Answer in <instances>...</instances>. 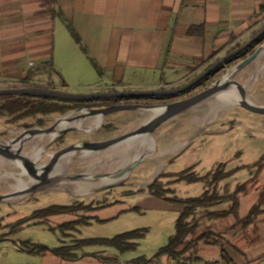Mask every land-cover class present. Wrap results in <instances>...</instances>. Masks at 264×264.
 Masks as SVG:
<instances>
[{
	"label": "crops",
	"instance_id": "crops-1",
	"mask_svg": "<svg viewBox=\"0 0 264 264\" xmlns=\"http://www.w3.org/2000/svg\"><path fill=\"white\" fill-rule=\"evenodd\" d=\"M59 14L70 19L86 47V53L100 65L102 78L110 77V83L100 87L102 90L140 87L165 90L166 87L154 81L158 72L165 75L170 70L187 72L166 86L179 85L206 65L202 64L204 59L220 57L249 39L264 22V0H0V82L6 87L40 86L60 91L61 87L50 79L43 84L40 83L41 77L30 76L36 61L49 66L55 59L56 19ZM63 85L67 84L64 82ZM118 115L111 114L105 119L113 124L120 118ZM190 141L192 138L180 141L183 146L179 156ZM172 148H166V151ZM222 164L226 172L240 168H232L230 162ZM189 169L194 171L195 167ZM244 171L249 172V178L236 189L246 183L249 186L247 191L237 196L239 205L236 212L227 213L233 207V197L210 209H199L192 218L198 221V227L188 238L189 242H195L193 248L178 259L168 256L155 258L154 255L149 264H264V205L254 222H246L264 194V168L254 183L252 179L256 169H243L224 180L218 191L221 196H225V191L234 196L236 189L229 182ZM206 191L208 188L204 193ZM97 201L94 199L87 204L92 209L69 213L83 216L82 219L62 214L42 220L54 219L61 227L76 223V226L67 228L74 232L79 231L82 225L105 223L119 218L122 213L137 211L122 206L123 201L112 205ZM117 207L119 210L111 212ZM208 233V238L198 240ZM89 239H76L74 244L63 247ZM82 249L74 251L76 259L63 258L51 252L38 254L15 250L14 260H3L0 264H133L131 262L137 259L127 260L118 250L108 247L99 252L78 253ZM210 249H216L215 254L201 256ZM18 256L25 258L16 260Z\"/></svg>",
	"mask_w": 264,
	"mask_h": 264
},
{
	"label": "rangeland",
	"instance_id": "rangeland-1",
	"mask_svg": "<svg viewBox=\"0 0 264 264\" xmlns=\"http://www.w3.org/2000/svg\"><path fill=\"white\" fill-rule=\"evenodd\" d=\"M62 16L63 15L59 14L56 19L57 34L54 61L51 62L49 66H45L41 62L36 61V66L31 69L30 76L41 77L42 81H40V83L43 84L46 79H50L55 85L61 87L59 92L77 95L155 91L143 87L102 90L100 87L110 83V81H108L110 77L105 76L102 78V69L97 60L84 51L86 47L76 40L69 28V26H71L72 30L77 33L72 22L70 19L62 18ZM263 29L264 22L254 31L249 39L225 51L220 57L204 59L202 64L203 66L204 64L206 65L200 69L197 74H194L179 85L171 87L166 86L184 77L187 72L181 71L179 73H174L170 70L166 75L158 72V74L154 76V81L166 87L164 88L165 90L182 88L222 58L249 43ZM66 39L67 41L65 42ZM262 44H264V42ZM261 45H258L247 57L252 55ZM243 60L244 59H241L229 66H225L213 82L185 96H193L207 89ZM263 65L264 56H260L253 63L244 68L235 79L245 87V92L251 88V90H249L252 93V100L250 102L261 106H264V74L259 75L258 68L259 66L264 67ZM251 78L253 81H249ZM254 79H256V81H254ZM64 82L67 84L66 86L63 85ZM127 82L128 81L125 83ZM142 82L143 81H140L139 83ZM4 87H6V84L0 82V89L19 88L20 86ZM23 87L30 88L27 86ZM35 88L43 90L51 89V91H55L53 88H44L40 86ZM215 98L216 97H213L209 101ZM176 100H182V98L179 99L178 97L173 100L161 98L159 101L155 102L144 101L129 104L167 105ZM4 101L5 99L0 97V104ZM116 101H118V99L82 101L78 102L77 105L95 106H89L92 109L101 108L99 105L104 107L115 105ZM209 101L161 125L152 135L154 145L151 148L150 154H146V158L134 168L130 175L120 178L117 183H114L110 189L104 192L95 193V189L89 195H81L73 193L70 190L57 188V185L62 183V181L75 178V176H82L81 178H76L77 181H89L90 163L86 161L84 152H77L66 172L62 171L55 175L60 180L54 188L28 194L18 201L7 200L5 202H0V262L3 260H14L12 257L13 252L15 254V250L18 252H21V249L27 250L26 247H28V245H45L50 248H59L74 244L76 239L99 237L113 238L126 232L141 229H146L148 231L146 238L139 242L140 244L137 250L121 254V256L125 259L128 258L127 260L141 257L152 260V257L158 252L160 247H163L167 243L168 238L175 234L176 221L184 207L181 204L172 203L153 195L149 188L156 180H159V184L164 191H172L168 194L169 197H177L180 199L198 198L209 188L207 185L208 183H178L175 174L182 173L189 170V168L195 167L194 171L192 169V173L198 177H204L215 172L223 162H230L232 168L248 167L253 166L264 157V115L251 112L243 108L240 104L222 109L214 117L207 118L206 114L209 112ZM97 105L99 107H96ZM144 112H116L113 114H119L118 116H120V118L113 124L107 119H104L98 126L92 129L88 128L87 124L91 119L83 121L82 126L78 127L81 128V130H75L64 136H58L54 144L46 150V153L37 164L39 166L50 164L54 156L64 147L83 142L104 141L130 133L138 126L142 125V122L146 118L148 119L150 117L151 111ZM69 113H71V111L66 114ZM62 116L63 115H54L45 118L43 126L38 124L37 119L33 117L17 123H12L11 117L0 116V141L6 146L9 141L19 138L23 131L34 128L48 129ZM80 123L82 122L74 123L72 126H78ZM190 138H192V141H190L191 143H188L185 152L179 156L178 154L182 151V144H179L180 141L185 142ZM50 142L45 143V147ZM166 148L172 149L166 151ZM0 158L1 160H6L2 157ZM107 162L109 163V167H112L114 164V161L111 162V160ZM25 170L26 169L16 167L12 164H7L6 167H0V196H8L7 194L11 193L10 186L17 182L14 177L22 178L25 181L30 180V177L25 176L23 173ZM95 172L98 178L101 175L109 174L111 171L107 168L102 169L98 167ZM255 172H257V170ZM8 173H15L14 177ZM248 178L249 172L244 171L232 178L229 183L235 190L239 184L244 183ZM257 178L258 175L256 177L255 174L252 182H255ZM209 190L212 191V188H209ZM223 193L226 196L225 199L233 197L232 193L229 191ZM94 199H98L97 202L103 204L108 202L106 205H112L117 201H123L122 206L125 208L137 209V211L132 210L122 213L121 215L119 212L120 216L117 219L105 223L94 222L92 225H82L79 231L74 232H69L67 227L63 228L59 226V222L54 219L50 221L35 219L23 225L20 229L13 231L20 222L41 209L54 205H87ZM114 210H119V208H113L111 212ZM64 216L74 217V219L77 217L78 220L83 218V216L79 217L77 214H65ZM64 221L67 220L64 219ZM105 248L106 247L102 246H88L78 253L85 251L99 252ZM215 252L216 249H210L201 256H212ZM22 258L25 257L18 256L16 260Z\"/></svg>",
	"mask_w": 264,
	"mask_h": 264
},
{
	"label": "water",
	"instance_id": "water-1",
	"mask_svg": "<svg viewBox=\"0 0 264 264\" xmlns=\"http://www.w3.org/2000/svg\"><path fill=\"white\" fill-rule=\"evenodd\" d=\"M264 37V29L255 36L249 43L242 46L241 48L235 50L234 52L228 54L216 64L211 66L205 72H203L200 76L194 79L192 82L187 84L186 86L175 89V90H155V91H147V92H115V93H103V94H93V95H77L64 93L59 91H51V90H42L36 88H9V89H0V96H16V97H32V98H48L52 100H61L68 102H82V101H97V100H109V99H127V98H159V97H174L181 95L183 93L188 92L195 86H197L200 82H202L205 78L211 75L213 72L218 70L221 66H224L229 60L234 57L239 56L241 53L248 50L252 47L256 42H258L261 38ZM264 51V44H262L252 55L245 58L243 61L238 63L234 68L230 70L223 77L218 79L215 83L209 86L207 89L190 96L188 98L175 101L173 103L167 105L160 104H115L107 107L101 108H78L76 110L71 111L69 114H65L60 117L56 123L48 128H34L25 130L19 138H15L9 141L10 144H13L15 141L22 140L27 136H33L37 134H50L56 130L62 121L66 120L67 124H74L77 122L88 121L90 119L101 117L104 120L107 116L121 111H150V110H160L162 111L149 120L148 122L138 126L134 131L111 138L104 141L98 142H83L73 144L67 147H64L61 151H59L53 158L52 162L46 166H39L37 162L27 158L22 154V145L21 148L14 151L10 146H5L2 141H0V157L8 160V161H21L25 163L27 168L29 169L31 178L35 181V184L28 190V194H32L35 192L44 191L47 189H52L55 185L58 184L59 178L55 176L54 169L58 167L60 168V161L64 159L67 155L77 152L84 153H98L106 151L110 148H113L121 143L130 141L137 137L143 135H153L156 130L166 123L167 121L199 106L200 104L209 101L213 97H217L220 94H223L229 91L231 88L236 87L243 98V102L241 106L251 112L256 114L264 115V106L254 104L246 99L245 87L238 82L236 79L237 75L248 65L253 63L260 54ZM81 130L76 126H68L57 133V136L45 147L48 150L52 144H54L56 138L58 136H64L69 132ZM90 131V130H87ZM146 155L138 156L131 164L125 167L123 170L115 174L116 178H122L124 176L130 175V173L136 168L144 159ZM59 171V170H58ZM57 175V174H56ZM110 176L109 174L101 175L98 178H106ZM82 176H77L76 178H81ZM114 184H106L97 188L95 193H101L108 189H110ZM14 196V195H13ZM8 196H0V202L7 201Z\"/></svg>",
	"mask_w": 264,
	"mask_h": 264
},
{
	"label": "trees",
	"instance_id": "trees-1",
	"mask_svg": "<svg viewBox=\"0 0 264 264\" xmlns=\"http://www.w3.org/2000/svg\"><path fill=\"white\" fill-rule=\"evenodd\" d=\"M72 34L76 38L78 42H81L77 33L72 30L71 26H69ZM264 42V37L261 38L258 42H256L252 47H250L245 52L241 53L239 56L234 57L233 59L229 60L224 66H221L218 70L213 72L207 78H205L202 82H200L197 86L192 88L186 93H183L178 96L174 97H159V98H128L125 99H118L115 104H121L123 102H142V101H159V99L167 98L173 100L178 97H182L187 95L198 88L206 87L209 83L213 82L217 75L223 70L225 66H229L232 63L239 61L241 59H245L248 54L252 53L258 45H261ZM87 52L86 49H84ZM210 68V67H209ZM5 99L3 103L0 104V116L11 117L12 123L20 122L27 118H35L37 119V123L44 125L45 118H49L54 115H64L72 110H76L78 108H90L95 107L92 105H77L78 102H68V101H61V100H52L48 98H32V97H16V96H0ZM100 107H104L99 105ZM98 105L96 107H99ZM264 168V157L260 159L259 162L254 164L253 166L248 167H240L230 172H225L224 165H220L218 169L210 173L204 177H198L194 173H192V169L184 171L179 174H175L177 177L178 182L186 181L191 184L205 182L208 183V187L212 188V191H206L202 196L198 198H190V199H180L177 197H169L172 191L170 190H163L161 185L159 184V180H156L149 188L150 192L155 195L156 197L162 198L166 201L181 204L184 206L183 211L181 212L175 226V234L170 237L167 244L161 247L158 252L155 254V258H161L164 256H168L172 259H178L183 257L188 251L193 248V242H189L188 238L190 235L194 234L197 227L198 221H194L192 219L196 212L199 209H210L214 205L218 204L219 202L225 200L226 196H221L218 188L220 184L226 180L234 176L236 173L243 169H256V177L257 175L263 170ZM209 179V181H208ZM254 183V182H252ZM251 184V182H250ZM249 183L243 184L239 186L236 191L234 192V204L231 208L230 212L233 213L237 211L239 201L237 196L245 191H247ZM264 205V194H262L260 198V202L251 210L250 214L246 218L247 223L254 222L257 217L261 213V209ZM91 205H72V206H51L39 211H36L32 216L23 220L18 224L14 229H20L23 225L32 222L35 219H46L50 216L54 215H62V214H69V213H77L80 211H86L92 209ZM227 213H223L224 215ZM76 223L68 224L62 226L63 228L67 227H74ZM148 231L146 229L135 230L131 232H126L120 235H117L113 238H97V239H89V240H82L77 242L74 246L69 247H61L57 249H52L44 245H30L26 247L27 250L38 253L44 254L47 252L54 253L57 256L68 258V259H76L77 255L74 253L79 248H84L88 246H102L108 247L118 250L121 254H125L131 251L137 250L139 246V242L143 240ZM210 236V234H204L203 236L199 237L198 240L206 239ZM197 241V239H196ZM110 261V260H107ZM131 263L133 264H149L150 260L146 259L145 257L138 258Z\"/></svg>",
	"mask_w": 264,
	"mask_h": 264
},
{
	"label": "bare ground",
	"instance_id": "bare-ground-1",
	"mask_svg": "<svg viewBox=\"0 0 264 264\" xmlns=\"http://www.w3.org/2000/svg\"><path fill=\"white\" fill-rule=\"evenodd\" d=\"M260 56L261 57L264 56V51L260 54ZM258 72L259 75L264 74V67L259 66ZM249 81H253V79L251 78ZM254 81H256V79H254ZM249 90H251V88ZM249 90L246 91L247 101L252 100V93ZM242 102H243V98L241 97L237 88L233 87L229 91L209 101V112L206 114L207 115L206 117L212 118L220 110L231 106L240 105L242 104ZM150 111H151L150 117L148 119L146 118L142 122V124L148 122L149 120L157 116L162 111V109L150 110ZM102 121L103 120L101 119V117L93 118L87 123L88 128L92 129L98 126ZM82 124L83 122L78 124V126L76 127H80L82 126ZM72 125L73 124H67V121L64 120L61 122V124L58 127H56V130L50 134L41 133L33 136H27L22 140L15 141L13 144L7 143L6 146H10L12 150L16 151L19 148H21L24 143L22 147V154L27 158L33 160L34 162H38L46 153L44 144L53 140L57 136V133L60 130ZM153 145H154V139L152 135H143L135 139H132L130 141L121 143L113 148L106 150L105 152L103 151L98 153H85L84 156L86 157V161L90 163L89 177L87 176L89 181H77L76 179L71 178L69 180L62 181V183L57 185V188L63 190H70L76 194L89 195L95 189L100 188L103 185L117 183L120 178H116L115 174L123 170L129 164H131L138 156L150 154ZM74 155L75 153H72L64 157V159L60 161V168L58 169V167H56V169H54L52 173L56 175L59 174V172L61 173L62 171L66 172L68 166L71 165L72 159H74L73 158ZM108 160H111V162L114 161L112 167L108 166L109 164L107 162ZM7 164L9 165L12 164L16 167L26 169L25 171H23V173L25 174V176L30 177L29 181H25L22 178L14 177L15 173H8L12 177H14L17 180V182L16 184L10 186L11 193L7 194L8 195L7 200L8 201L21 200L28 195V190L32 188V186L35 184V181L31 178L29 169L27 168L25 163L21 161L10 162L3 159L1 160L0 158V167H6ZM98 167H101L102 169H106V168L110 169L112 173L110 172V176L106 178L98 179L97 174L95 172L96 168Z\"/></svg>",
	"mask_w": 264,
	"mask_h": 264
},
{
	"label": "flooded vegetation",
	"instance_id": "flooded-vegetation-1",
	"mask_svg": "<svg viewBox=\"0 0 264 264\" xmlns=\"http://www.w3.org/2000/svg\"><path fill=\"white\" fill-rule=\"evenodd\" d=\"M188 95V94H187ZM185 96V95H184ZM184 96H182V97H179V99H185V98H188V97H184ZM190 97V96H189ZM176 101H179V100H176ZM142 102H144V101H142ZM151 102H153V101H151ZM155 102V101H154ZM175 102V101H174ZM124 104H129L130 102H123ZM123 103H121V104H123ZM173 103V102H172Z\"/></svg>",
	"mask_w": 264,
	"mask_h": 264
}]
</instances>
